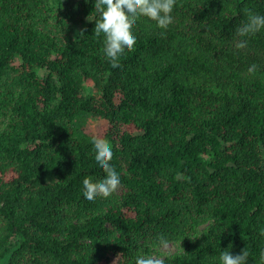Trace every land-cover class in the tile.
Listing matches in <instances>:
<instances>
[{"label":"trees","instance_id":"trees-1","mask_svg":"<svg viewBox=\"0 0 264 264\" xmlns=\"http://www.w3.org/2000/svg\"><path fill=\"white\" fill-rule=\"evenodd\" d=\"M94 3L0 0V264H264V0H176L116 69ZM94 140L121 184L87 204Z\"/></svg>","mask_w":264,"mask_h":264},{"label":"clouds","instance_id":"clouds-1","mask_svg":"<svg viewBox=\"0 0 264 264\" xmlns=\"http://www.w3.org/2000/svg\"><path fill=\"white\" fill-rule=\"evenodd\" d=\"M87 2V0H86ZM176 0H95L94 8L99 17L95 21L94 35L103 39L102 56L113 69L118 67L117 61L126 52L132 51L136 44L134 29L141 19L154 21L156 27L166 30L172 23V12ZM264 30V15L249 13L247 22L238 29L241 38L254 35ZM239 49L247 46V40L241 39L236 45ZM256 65L249 67V74H255ZM92 155L95 166L104 173V178L93 184L85 180L82 184V198L87 204L97 199L111 197L121 184L120 174L112 166L113 149L107 142L92 141ZM159 244L168 247V241L160 238ZM264 259V253L261 254ZM248 253L243 250L238 255L230 251H222L219 264H247ZM134 264H161L153 256L137 255Z\"/></svg>","mask_w":264,"mask_h":264},{"label":"rangeland","instance_id":"rangeland-1","mask_svg":"<svg viewBox=\"0 0 264 264\" xmlns=\"http://www.w3.org/2000/svg\"><path fill=\"white\" fill-rule=\"evenodd\" d=\"M95 124V121H90V126H93ZM177 250V247L174 244H168L167 248L161 247V252L163 253H172Z\"/></svg>","mask_w":264,"mask_h":264}]
</instances>
